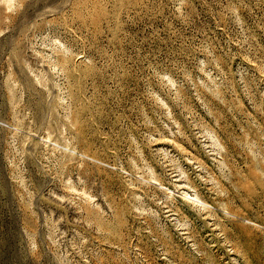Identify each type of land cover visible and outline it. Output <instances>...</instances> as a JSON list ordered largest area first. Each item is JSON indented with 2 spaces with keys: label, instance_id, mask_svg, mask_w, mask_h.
I'll list each match as a JSON object with an SVG mask.
<instances>
[{
  "label": "rangeland",
  "instance_id": "obj_1",
  "mask_svg": "<svg viewBox=\"0 0 264 264\" xmlns=\"http://www.w3.org/2000/svg\"><path fill=\"white\" fill-rule=\"evenodd\" d=\"M0 264H264V0H0Z\"/></svg>",
  "mask_w": 264,
  "mask_h": 264
}]
</instances>
